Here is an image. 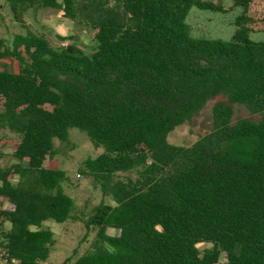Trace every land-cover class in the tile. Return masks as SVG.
Here are the masks:
<instances>
[{"label":"trees","instance_id":"16d2710c","mask_svg":"<svg viewBox=\"0 0 264 264\" xmlns=\"http://www.w3.org/2000/svg\"><path fill=\"white\" fill-rule=\"evenodd\" d=\"M232 1L243 13L223 42L188 34L192 7L224 10L204 0H8L28 31L13 48L0 39V60L20 64L0 70V130L19 139L18 162L0 164L3 258L50 259L56 240L43 224L67 222L74 201L65 173L47 164L77 129L103 150L82 172L116 205L94 209L86 226L98 244L74 264H219L222 254L226 264H264V42L249 37L252 5L264 0ZM33 8L87 27L94 51L29 30ZM220 96L211 133L191 147L168 141ZM234 105L260 119L234 122ZM138 168L135 181L113 180Z\"/></svg>","mask_w":264,"mask_h":264},{"label":"rangeland","instance_id":"374dc122","mask_svg":"<svg viewBox=\"0 0 264 264\" xmlns=\"http://www.w3.org/2000/svg\"><path fill=\"white\" fill-rule=\"evenodd\" d=\"M204 1L218 4L224 10L211 11L192 7L186 19L189 36L193 39L231 41L237 31L236 21L242 15L243 9L234 7L232 0ZM62 16L63 12L60 10L33 8L26 13L25 21L29 25V30L46 36L54 47L75 43L85 53H92L94 43L91 41V31L84 26L63 22ZM250 16L253 18L250 39L256 43L264 42V2L256 1L252 5ZM27 31L15 21L8 0H0V39L5 40L6 45L13 48L16 36L26 35ZM59 36L66 39L62 41ZM5 67L16 73L19 71L20 64L15 58L10 57L0 60V70ZM220 102H226V99L220 96L209 101L200 113L176 128L169 135L168 141L172 145L191 147L202 137L211 133L214 127L213 110ZM233 107L234 122L244 118L255 121L260 119L259 115L251 114L244 106L234 105ZM18 143L17 136L0 130V153L2 154L0 164L2 167H10L18 162L13 155ZM55 148L58 153L52 161L48 162L47 167L65 173L66 181L63 187L65 193L73 199L74 209L71 218L65 223L60 224L48 220L43 224V229L51 231L56 240L47 264H64L67 260L69 264H74L79 258L91 254L98 244L97 229H88L86 226L94 209L101 204L115 206L116 203L110 193L105 194L99 183L82 172L88 159H96L103 153L102 149L94 147L85 133L72 129L69 142L61 144L56 141ZM140 171L141 168L119 172L113 180L127 182L132 179L135 181L139 179ZM78 175L81 177L79 178ZM2 206H4V201L0 200V208ZM205 248H210V246L202 245L201 249ZM1 258L0 264H17L8 262L3 256ZM219 264H226V254H222Z\"/></svg>","mask_w":264,"mask_h":264},{"label":"built area","instance_id":"2783aa9c","mask_svg":"<svg viewBox=\"0 0 264 264\" xmlns=\"http://www.w3.org/2000/svg\"><path fill=\"white\" fill-rule=\"evenodd\" d=\"M66 46V45H65ZM78 177L80 178L81 176L80 175H78ZM1 257H2V255H1ZM0 257V262L2 261V258Z\"/></svg>","mask_w":264,"mask_h":264},{"label":"crops","instance_id":"0c3cea01","mask_svg":"<svg viewBox=\"0 0 264 264\" xmlns=\"http://www.w3.org/2000/svg\"><path fill=\"white\" fill-rule=\"evenodd\" d=\"M60 2V1H59ZM2 201V200H1ZM4 205H5V202H4Z\"/></svg>","mask_w":264,"mask_h":264}]
</instances>
